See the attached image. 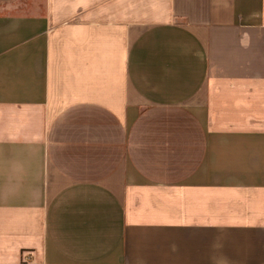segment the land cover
I'll list each match as a JSON object with an SVG mask.
<instances>
[{
  "label": "crops",
  "instance_id": "0c3cea01",
  "mask_svg": "<svg viewBox=\"0 0 264 264\" xmlns=\"http://www.w3.org/2000/svg\"><path fill=\"white\" fill-rule=\"evenodd\" d=\"M0 264H264V0H0Z\"/></svg>",
  "mask_w": 264,
  "mask_h": 264
},
{
  "label": "rangeland",
  "instance_id": "374dc122",
  "mask_svg": "<svg viewBox=\"0 0 264 264\" xmlns=\"http://www.w3.org/2000/svg\"><path fill=\"white\" fill-rule=\"evenodd\" d=\"M43 11V0H23V13L40 16Z\"/></svg>",
  "mask_w": 264,
  "mask_h": 264
}]
</instances>
